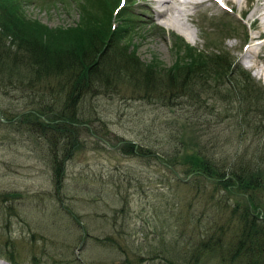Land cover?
I'll return each instance as SVG.
<instances>
[{"label": "rangeland", "instance_id": "rangeland-1", "mask_svg": "<svg viewBox=\"0 0 264 264\" xmlns=\"http://www.w3.org/2000/svg\"><path fill=\"white\" fill-rule=\"evenodd\" d=\"M133 1V16H127L124 22L130 28L121 38L117 37V48L125 45L127 52L135 50L141 62L168 68L175 61L172 34L181 35L186 44L201 49L202 35L210 37L215 25L239 19L248 39L216 31L213 48L236 60L256 87H264L260 70L264 68V39L258 49H249H255V64L261 67L254 71L241 64L247 50L244 48L264 30L255 12L262 3L223 0V9L210 0L195 6L189 5L191 0H156L154 4L151 0ZM155 5L161 6L164 14L158 15ZM21 10L27 19L47 29L73 27L79 20L74 0H24ZM115 23L122 24L118 18ZM10 87L0 90V247L8 242L20 264H165L158 258L150 259L149 247L157 251L160 240L162 244L172 241L180 246V234L186 239L194 225L202 227L203 221L190 224L189 216L214 213L217 208L216 204L209 208V182L196 183L195 175L186 177L181 164V156L194 148L192 136L197 135L200 146L205 145L215 156L229 157L228 161L243 151L246 160L254 161L262 151L257 143L264 141V132L255 137L244 133L240 138L239 130L234 128L230 115L237 105L222 97L231 96L225 92L229 84L221 87L218 95L223 102L207 101L208 105H217L216 115L200 113L199 118L208 123L200 126L204 131L183 121L185 114L191 115L188 108L184 107L183 115V108L176 106L180 98L171 100L174 106L169 108L163 101L132 96L124 87L116 86L114 90L90 91L93 93L70 105L75 113L91 119L97 131H109L114 137L109 134L106 147L81 131L78 138L82 146L65 161L58 180L54 165L61 154L59 147L64 144L40 137L37 132L41 123L32 117L25 122V114L37 107L33 103L37 97H26ZM45 103H53L52 111L58 112L57 99L45 95ZM224 108L227 109L223 112ZM43 118L39 116L38 120ZM171 132L185 147L168 143L173 139ZM119 139L137 143L138 155L125 154L117 146L114 149L112 145L118 144ZM257 146L260 147L255 150ZM51 148H56L57 154L53 155ZM163 164H170L171 170ZM201 183H206V191L198 195L193 186ZM261 193L264 206V191ZM189 202L191 210L187 207ZM196 234L197 231L192 235ZM0 264L10 263L0 258Z\"/></svg>", "mask_w": 264, "mask_h": 264}, {"label": "trees", "instance_id": "trees-1", "mask_svg": "<svg viewBox=\"0 0 264 264\" xmlns=\"http://www.w3.org/2000/svg\"><path fill=\"white\" fill-rule=\"evenodd\" d=\"M23 1L0 0V90L5 91L11 86L10 89L20 91L26 97H37V101H33L37 104L32 109L35 112L26 113L30 115L25 114V122L32 117L41 123L37 132L40 137L64 144L59 147L58 161L52 160L56 162L58 180L65 161L82 146L78 138L81 131L100 138L109 134L108 131L105 134L106 130L97 131L92 127L91 119L70 109L74 100L83 99L93 90L124 87L132 96L138 94L163 101L169 108L174 106L171 100L180 98L176 106L183 108V115L186 113L184 107L188 108L191 115L185 114L183 121L197 130L203 124L208 126L207 121L199 118L201 112L216 115L217 105H208L207 101L223 102L218 95L222 93L221 87L229 84L233 92L230 88L225 92L231 96L225 94L222 97L237 105L236 111L231 109L230 117L233 115L239 137L244 133L255 137L264 132V87H256L248 73L234 64L227 53L213 48L214 32L225 36L239 32L231 22L215 25L210 37L202 35L201 49L174 36L175 61L170 67L163 68L158 63L141 62L135 50L127 52L125 45L117 48V37L121 38L129 28L123 18L129 15L130 0H126L115 14L120 0H74L79 20L73 27L65 29H47L37 21L27 19L21 10ZM117 18L122 22L119 26L115 23ZM180 50L182 54L179 55ZM45 95L58 100V112L52 111L53 103H45ZM39 116L44 117L41 122ZM200 130L204 131L203 127ZM169 136L173 139H168V143L185 147L172 132ZM192 137L194 148L190 154L181 156V164L186 177L195 175L196 183L209 182V208H214L215 204L217 208L214 213L190 215V224L203 221L201 229L194 225L186 239L180 234L178 239L183 241L180 246L172 241L162 244L160 240L157 251L154 247L147 250L150 259L158 258L165 264H264V206L261 204L264 141L257 143L261 147L257 146L255 150L260 147L262 151L254 161L253 158L246 160L244 151L228 161L229 157L215 156L205 149V145L200 146L197 135ZM139 147L137 143H123L122 152L138 155ZM51 151L53 155L58 152L56 148ZM175 156H178L177 152ZM170 164L163 165L171 170ZM206 183L193 186L198 195L206 191ZM187 207L191 210L192 204L189 202ZM210 213L211 217L207 215ZM195 231L197 234L192 235ZM137 252L139 254V248ZM0 258L10 264H20L8 242L0 247Z\"/></svg>", "mask_w": 264, "mask_h": 264}, {"label": "bare ground", "instance_id": "bare-ground-1", "mask_svg": "<svg viewBox=\"0 0 264 264\" xmlns=\"http://www.w3.org/2000/svg\"><path fill=\"white\" fill-rule=\"evenodd\" d=\"M166 1H168V0H165L164 2H166ZM233 1L236 2V3L240 2V0H233ZM202 2H204V1L203 0H196V1L195 0H191L189 2V5L190 6H195V5L200 4ZM257 2L262 3L259 8L255 9V12H258L259 16H258L257 19L260 20V22H262V28L264 29V0H257ZM258 38L264 39V30L261 31L260 33H258V35H255V36L252 37V39H258ZM254 52H255V49L249 50V53H252L253 55H254ZM262 58H264V55H262ZM260 70L264 74V68H260Z\"/></svg>", "mask_w": 264, "mask_h": 264}]
</instances>
